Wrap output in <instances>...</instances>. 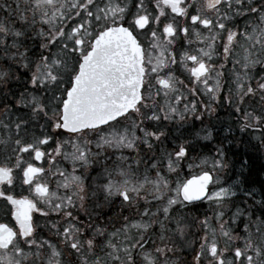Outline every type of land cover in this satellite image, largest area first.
<instances>
[{"label":"snow or ice","instance_id":"6c2138e0","mask_svg":"<svg viewBox=\"0 0 264 264\" xmlns=\"http://www.w3.org/2000/svg\"><path fill=\"white\" fill-rule=\"evenodd\" d=\"M0 12V264H264V182L222 178L228 135L200 144L217 104L234 117L227 133L264 151V0H4ZM196 201L213 215L189 221Z\"/></svg>","mask_w":264,"mask_h":264},{"label":"rangeland","instance_id":"374dc122","mask_svg":"<svg viewBox=\"0 0 264 264\" xmlns=\"http://www.w3.org/2000/svg\"><path fill=\"white\" fill-rule=\"evenodd\" d=\"M3 3H4V0H0V4H3ZM8 3L11 4L12 0H8ZM228 67L230 68L231 65L229 64ZM257 68H259V65L257 66ZM229 111L230 110L227 108L226 113L223 112V114L221 116H219V121H217V119H216L217 116H215V113L211 117H208V116L204 117V122H205L206 125H208L210 128L213 125H215V127L212 130L213 140L211 142H209V141H202V142L204 144L209 145V147H211L212 144L219 143V139H220L219 128H220V125L225 126V123H226L225 128L222 130V133L225 132L226 135L231 136L230 140L233 141V143H231V144H226L225 147H226L227 153L228 152H232V150H228L227 149L228 145H232V144L233 145H235V144L241 145L242 148H243V149H241V152H242L241 154H245L243 152H246V154H249L253 160H256V158H257V160H259V165H258L257 162H249V165H247V168L244 170L243 174H241V172H240L241 162L235 161V160H233L231 158V161L233 162L232 169L227 174V176H225V174H223V173L221 174V176L224 179H228V178L235 179L237 177V175H240L241 178H243L244 176H247L249 179L256 181L255 187H257L259 189L260 183L264 182V151H261L257 147H253V145L256 144V141L249 142L251 133L243 134V135L239 131H236L233 134L227 133L226 129H227L228 125L231 123L232 119H234V117H230ZM188 118H190L192 120V115L189 114ZM196 126H197V128L200 127L198 122H197ZM206 153L208 154L207 151H206ZM130 156L134 157L135 156V152L133 151ZM248 168H249V171L247 172ZM250 171H252L251 175L249 174ZM259 171H261V173ZM210 189H211V186H210ZM235 199L237 201L240 200L239 197H236ZM242 199H243V197H242ZM227 202L228 201H225V203H227ZM197 205H199L197 207V210H199V211H195L194 217H199V218L202 219L203 215H205V214L208 215V216H212L213 215V210L215 209V205H211L210 206L208 201L200 202Z\"/></svg>","mask_w":264,"mask_h":264},{"label":"flooded vegetation","instance_id":"af4514ba","mask_svg":"<svg viewBox=\"0 0 264 264\" xmlns=\"http://www.w3.org/2000/svg\"><path fill=\"white\" fill-rule=\"evenodd\" d=\"M3 13L0 12V15H2ZM179 24L181 26H183L185 24V21L184 20H180L179 21ZM184 41L183 39H181L179 41V44L180 45H183ZM220 61H216V63L218 64ZM177 75H180L181 76V79H184L185 77L183 76V74L177 72ZM199 99L201 100H204V102H207V98L206 97H199ZM222 101H218L217 103H221ZM213 107L216 108V113H215V116H221L224 113H226V110H227V107H217V104H213ZM207 116V115H206ZM189 122H191L192 120L190 118H188ZM225 126H226V123H225ZM225 126H222L220 125V128H219V133H220V137H223L226 135V133H222V130L225 128ZM231 138V136H229V139ZM236 143V142H235ZM200 144L201 146L205 145L202 141H200ZM227 149L228 150H232V152H228V156L229 158L235 160V161H239V162H242V160L245 158V156H247L248 158V165H249V162H257L258 165H259V160H253L251 158V156L249 154H246V152H243L245 154H241V149L242 146L241 145H238V144H235V145H228L227 146ZM95 150V148H94ZM109 153H112L114 152V150L112 149H108ZM207 150H205V153L204 154H207L206 153ZM133 151L132 150H123V155L125 156H130L131 153ZM121 153L120 152H115L114 153V156H113V159H115V157L119 156ZM254 164V163H253ZM67 166V165H65ZM45 167H47V165L45 164ZM258 170V169H257ZM249 171V168L247 170V172ZM261 173V171H259ZM191 173L189 172V170L187 168L184 169V172L181 173V176H186V175H190ZM250 175L252 174V171H250L249 173ZM259 174V173H258ZM256 175V174H255ZM17 190H19V181H17ZM237 197H239L240 199H242V196L238 193ZM259 199V197H257ZM102 199V198H101ZM249 203H251V201H249ZM230 202L228 201L227 203H225L226 205V215L224 217L225 220H228L229 218V215L231 214L230 212L227 211V207L229 206ZM196 206L195 207H189L188 209V212L190 213V216H189V221H191V218L194 217V213L195 211H199L197 210V207L199 205L195 204ZM231 211H235L234 208L231 209ZM34 218L36 219V221L41 225V229H42V235L46 236V237H52V242L54 244H59V239L57 237H55V234L50 230L48 224H47V221L45 220V218L41 217L39 213H35L34 214ZM48 219H50L51 221H56L59 219L58 216H56L55 214H52ZM213 223H215V221H213ZM234 227L236 228L237 231H239L240 229H242L243 225L242 223H240L239 221L236 223V225H234ZM198 230V227L197 226H193L190 231L195 233L197 232ZM202 234V232H201ZM242 234V233H241ZM190 239H196L195 236H192V237H189ZM194 247L198 248V244L197 245H194ZM195 253L194 252H181L180 255H181V258L182 259H186V260H191L192 256L194 255ZM65 255H67V253L65 252ZM203 264V262H202Z\"/></svg>","mask_w":264,"mask_h":264},{"label":"water","instance_id":"95a60500","mask_svg":"<svg viewBox=\"0 0 264 264\" xmlns=\"http://www.w3.org/2000/svg\"><path fill=\"white\" fill-rule=\"evenodd\" d=\"M197 202V201H196Z\"/></svg>","mask_w":264,"mask_h":264}]
</instances>
